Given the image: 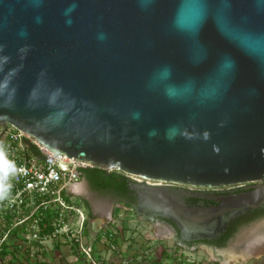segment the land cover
<instances>
[{
	"label": "water",
	"instance_id": "1",
	"mask_svg": "<svg viewBox=\"0 0 264 264\" xmlns=\"http://www.w3.org/2000/svg\"><path fill=\"white\" fill-rule=\"evenodd\" d=\"M88 166L199 186L260 180L185 232L264 200V0H0V125Z\"/></svg>",
	"mask_w": 264,
	"mask_h": 264
},
{
	"label": "built area",
	"instance_id": "2",
	"mask_svg": "<svg viewBox=\"0 0 264 264\" xmlns=\"http://www.w3.org/2000/svg\"><path fill=\"white\" fill-rule=\"evenodd\" d=\"M86 166L25 131L0 125V264H9L8 251L22 248L34 259L51 241L73 244L91 264H107L91 254L84 233L88 210L73 189Z\"/></svg>",
	"mask_w": 264,
	"mask_h": 264
},
{
	"label": "flooded vegetation",
	"instance_id": "3",
	"mask_svg": "<svg viewBox=\"0 0 264 264\" xmlns=\"http://www.w3.org/2000/svg\"><path fill=\"white\" fill-rule=\"evenodd\" d=\"M116 171L122 174V177H117L118 180L126 183V188L123 189L125 192L123 191L121 195H115L112 187L92 186L88 176L82 172L75 182L76 187L78 185L77 189H83L79 196L90 213L94 212L95 200H92L94 195L101 197L104 202L110 204L109 208L105 210L104 216L101 217V219L107 217L103 223L105 225H116L113 219L108 220V217L113 218L115 214L113 211L114 203L119 201L132 209L137 217L151 226L157 227L163 236L168 238L171 244L173 243V246L185 247L186 249L203 248L209 251L208 253L215 258L214 262L217 263L227 257V250L234 249V252L237 251L238 253L247 250L250 241L255 236L259 240H263L259 236H264V200L256 206L225 212L219 216V224L198 233L185 232L175 217L172 216V207L169 204L178 202L195 207L216 205L221 196L258 189L261 185L260 180L219 186H199L146 178L120 170ZM124 227L125 224H122V229ZM155 238L160 240L158 244H165L162 238L157 236ZM166 250H161L160 253L168 255ZM178 254L185 256L184 253H177L176 255ZM208 262L211 261L208 260Z\"/></svg>",
	"mask_w": 264,
	"mask_h": 264
},
{
	"label": "crops",
	"instance_id": "4",
	"mask_svg": "<svg viewBox=\"0 0 264 264\" xmlns=\"http://www.w3.org/2000/svg\"><path fill=\"white\" fill-rule=\"evenodd\" d=\"M76 188V183H74V191ZM92 221L93 218H90L88 223H86L84 233L88 238L91 237V240L89 239L91 245L92 242L100 244L99 249H95L94 244L92 245L91 254L96 261L107 264H207L204 261L198 262L195 258L192 261V258L179 254H174V257H171L169 254L171 260L167 262L166 260L161 262L157 259L146 258L144 254L146 244L144 246L137 243L131 244L130 240L127 241L129 243H126V229L128 230V227L121 228V230L118 227L114 228L113 225H106L108 227L99 225L96 228H92ZM95 229L97 230L95 231ZM116 240H119V243ZM112 241L115 243L114 248L109 244ZM28 251L25 248H22V252L18 250L8 251L7 254L10 256L9 264H91L90 260L80 251L76 250L73 244L69 243L48 242L42 251H35L36 256L34 259L28 255ZM94 253H96L98 259L95 258Z\"/></svg>",
	"mask_w": 264,
	"mask_h": 264
},
{
	"label": "rangeland",
	"instance_id": "5",
	"mask_svg": "<svg viewBox=\"0 0 264 264\" xmlns=\"http://www.w3.org/2000/svg\"><path fill=\"white\" fill-rule=\"evenodd\" d=\"M79 189L76 188L75 190L77 195H79L80 191H83V189L82 190ZM93 199L95 200L94 210H93L94 212L93 213H90L89 211L87 212L88 221L90 220V218H93V221L91 223L92 228H96L99 225L103 227H108L105 224H103L105 223L104 221L107 219V217L105 216L104 219H101V217L104 216L103 214L104 212H106L105 210L109 208L110 204L104 202L101 197H97L96 195H94V198H92V200ZM113 211L115 213L113 218L108 217V220L113 219V222L116 223V225L113 224L114 228L118 227L121 230L122 224H125V227H128V230H126L127 233V237L125 238L126 243H129L127 241L130 240L131 244L137 243L141 246H144L146 244L144 249V254L146 255V258L157 259L158 261L160 260L161 262H163V260H166L167 262L168 260H171L170 256L174 257V254L184 253V255L188 258H192V259L195 258L198 262L204 261V263L207 262V264H211V263L212 264H264L263 235L259 236L262 237L263 240L262 239L259 240L257 236H255V238L253 239L254 241L253 240L250 241L248 245V249L243 250L244 252L243 251L239 253L237 251L234 252V249L227 250L226 251L227 257L217 263L214 262L215 258L210 253H208L209 251L204 250L203 248L186 249L185 247L180 248L173 246L172 245L173 243L171 244V241L168 238L164 237L162 232L159 231L157 227H153L150 224H148L146 221L141 219L140 217H137V215L133 213V210L128 208L127 205L119 201H116L113 206ZM97 229H95V231ZM155 236H157L158 238H162L163 239L162 241L165 244L163 245L158 244L160 243V240H157ZM89 239L91 240V237ZM116 242L119 243V240H116ZM93 244L95 249L100 248V244L98 242H94V243L92 242V245ZM164 248L167 249L166 251L170 254V256L169 254L162 255L160 253L161 250H165ZM94 254H95V258H97L96 253ZM208 260L211 262H208Z\"/></svg>",
	"mask_w": 264,
	"mask_h": 264
},
{
	"label": "trees",
	"instance_id": "6",
	"mask_svg": "<svg viewBox=\"0 0 264 264\" xmlns=\"http://www.w3.org/2000/svg\"><path fill=\"white\" fill-rule=\"evenodd\" d=\"M82 174L87 175L90 183L94 187H112L115 195H121L123 189L126 188V183L118 180V176L122 177L116 170H106L99 166H86L81 169ZM125 192V191H124ZM121 199V198H120ZM47 219V218H46ZM16 232L14 229L12 233ZM164 251V250H163Z\"/></svg>",
	"mask_w": 264,
	"mask_h": 264
}]
</instances>
